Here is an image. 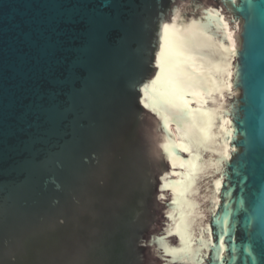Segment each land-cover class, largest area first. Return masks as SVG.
<instances>
[{
  "label": "water",
  "instance_id": "water-1",
  "mask_svg": "<svg viewBox=\"0 0 264 264\" xmlns=\"http://www.w3.org/2000/svg\"><path fill=\"white\" fill-rule=\"evenodd\" d=\"M0 264H264V242L133 159L0 40Z\"/></svg>",
  "mask_w": 264,
  "mask_h": 264
},
{
  "label": "snow or ice",
  "instance_id": "snow-or-ice-1",
  "mask_svg": "<svg viewBox=\"0 0 264 264\" xmlns=\"http://www.w3.org/2000/svg\"><path fill=\"white\" fill-rule=\"evenodd\" d=\"M209 15H211V11L209 12ZM169 27H172L173 30H175V26L174 25H169V24H164L163 25V29L164 31H167L169 29ZM231 38V37H229ZM225 51H231V49H225ZM161 55L165 57L166 62H168L170 64V66L175 67L178 65H182L184 68L189 69V71L182 73V76L184 77H191V79H182L181 80V84L184 87H189V88H193V89H198L201 87L202 81L204 79L203 76L197 74L194 71H191V65L188 64L186 61L180 59L179 56H177L176 54L172 53V52H165L164 50H162ZM163 74V66L161 65V74ZM160 75L157 76L156 80H153L150 84H145L143 86L142 91L145 92V94H147L148 90L151 89L153 91V93L155 94L156 91V84L158 83L159 79H160ZM225 87H229V85L225 84ZM205 92H209L210 93V89L205 88L204 89ZM204 103H207V101H203ZM191 110H188L187 113L185 114H190ZM185 151H187V149H184ZM190 163V161H189ZM173 203H175V201H173ZM224 245V241L223 239H220L219 241V246L223 247ZM213 247H216V245H213ZM219 259H223L222 256L218 257Z\"/></svg>",
  "mask_w": 264,
  "mask_h": 264
}]
</instances>
